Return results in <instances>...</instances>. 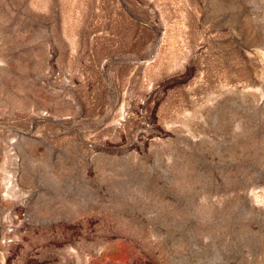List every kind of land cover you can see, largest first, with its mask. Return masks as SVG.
Here are the masks:
<instances>
[{
    "label": "rangeland",
    "instance_id": "374dc122",
    "mask_svg": "<svg viewBox=\"0 0 264 264\" xmlns=\"http://www.w3.org/2000/svg\"><path fill=\"white\" fill-rule=\"evenodd\" d=\"M0 264H264V0H0Z\"/></svg>",
    "mask_w": 264,
    "mask_h": 264
}]
</instances>
